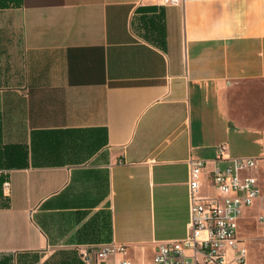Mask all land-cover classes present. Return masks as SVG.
<instances>
[{
  "label": "crops",
  "instance_id": "0c3cea01",
  "mask_svg": "<svg viewBox=\"0 0 264 264\" xmlns=\"http://www.w3.org/2000/svg\"><path fill=\"white\" fill-rule=\"evenodd\" d=\"M220 144L264 156V0L0 7V264H85L111 242L153 264L186 233L188 160L212 194Z\"/></svg>",
  "mask_w": 264,
  "mask_h": 264
},
{
  "label": "built area",
  "instance_id": "2783aa9c",
  "mask_svg": "<svg viewBox=\"0 0 264 264\" xmlns=\"http://www.w3.org/2000/svg\"><path fill=\"white\" fill-rule=\"evenodd\" d=\"M179 4L184 0H163ZM205 160H188V221L183 237L162 240L153 255V264H247V250L238 233L244 211L260 197V186L250 172L264 165V156L228 157L226 146L216 148L210 170L212 194H201V172ZM2 193L9 195L6 176ZM264 224V213L257 216ZM85 264H134L124 244L106 243L81 250Z\"/></svg>",
  "mask_w": 264,
  "mask_h": 264
},
{
  "label": "rangeland",
  "instance_id": "374dc122",
  "mask_svg": "<svg viewBox=\"0 0 264 264\" xmlns=\"http://www.w3.org/2000/svg\"><path fill=\"white\" fill-rule=\"evenodd\" d=\"M230 144L231 156L245 153H258L259 151L256 147L250 148V150H244V146L239 145L235 140H230ZM260 185L262 187L261 180ZM256 215L258 214L251 212L245 219L243 229L240 230V234L246 239L245 244L248 249L247 264H264V228L258 224ZM137 264H150V259L145 257L142 260H138Z\"/></svg>",
  "mask_w": 264,
  "mask_h": 264
},
{
  "label": "trees",
  "instance_id": "16d2710c",
  "mask_svg": "<svg viewBox=\"0 0 264 264\" xmlns=\"http://www.w3.org/2000/svg\"><path fill=\"white\" fill-rule=\"evenodd\" d=\"M20 0H0V7L18 4Z\"/></svg>",
  "mask_w": 264,
  "mask_h": 264
}]
</instances>
